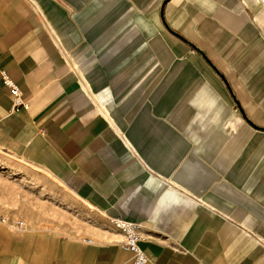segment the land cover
Segmentation results:
<instances>
[{
    "label": "crops",
    "instance_id": "obj_1",
    "mask_svg": "<svg viewBox=\"0 0 264 264\" xmlns=\"http://www.w3.org/2000/svg\"><path fill=\"white\" fill-rule=\"evenodd\" d=\"M0 68V152L88 220L0 215V264H130L112 216L146 264H264V0H0Z\"/></svg>",
    "mask_w": 264,
    "mask_h": 264
},
{
    "label": "rangeland",
    "instance_id": "obj_2",
    "mask_svg": "<svg viewBox=\"0 0 264 264\" xmlns=\"http://www.w3.org/2000/svg\"><path fill=\"white\" fill-rule=\"evenodd\" d=\"M0 215L44 232L87 225L81 205L50 176L0 152Z\"/></svg>",
    "mask_w": 264,
    "mask_h": 264
},
{
    "label": "built area",
    "instance_id": "obj_3",
    "mask_svg": "<svg viewBox=\"0 0 264 264\" xmlns=\"http://www.w3.org/2000/svg\"><path fill=\"white\" fill-rule=\"evenodd\" d=\"M0 74L3 83L9 89L13 109L17 110L27 107V104L22 99L20 89L6 74L4 69L0 68ZM108 221L115 230L119 231L123 235V240L121 241L120 246L132 254V260L130 264H146L148 262V257L138 245L140 238L138 223L115 216L109 217ZM15 224L16 228L19 230L24 228V223L22 220H17Z\"/></svg>",
    "mask_w": 264,
    "mask_h": 264
},
{
    "label": "water",
    "instance_id": "obj_4",
    "mask_svg": "<svg viewBox=\"0 0 264 264\" xmlns=\"http://www.w3.org/2000/svg\"><path fill=\"white\" fill-rule=\"evenodd\" d=\"M174 34H176L175 32H173ZM176 35H178V34H176ZM179 36V35H178ZM180 37V36H179ZM182 38V37H181ZM192 45V44H191ZM195 49H197L194 45H192ZM198 50V49H197ZM199 51V50H198ZM223 78V77H222ZM224 79V78H223ZM237 103V102H236ZM237 105H238V103H237Z\"/></svg>",
    "mask_w": 264,
    "mask_h": 264
}]
</instances>
